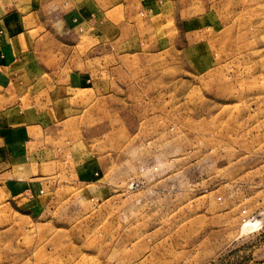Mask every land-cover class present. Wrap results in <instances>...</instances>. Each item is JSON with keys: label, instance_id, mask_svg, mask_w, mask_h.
I'll return each mask as SVG.
<instances>
[{"label": "rangeland", "instance_id": "374dc122", "mask_svg": "<svg viewBox=\"0 0 264 264\" xmlns=\"http://www.w3.org/2000/svg\"><path fill=\"white\" fill-rule=\"evenodd\" d=\"M84 3L49 14L57 170L1 182L0 264H264V0Z\"/></svg>", "mask_w": 264, "mask_h": 264}, {"label": "crops", "instance_id": "0c3cea01", "mask_svg": "<svg viewBox=\"0 0 264 264\" xmlns=\"http://www.w3.org/2000/svg\"><path fill=\"white\" fill-rule=\"evenodd\" d=\"M81 1L0 0V186L14 194L42 189L52 178L48 174H56L57 168L50 170L57 158L51 144L58 136L50 132L53 117L43 108L48 92L42 79L49 67L43 42L55 29L49 14L66 4L73 10ZM83 1L85 9L95 5Z\"/></svg>", "mask_w": 264, "mask_h": 264}, {"label": "bare ground", "instance_id": "6f19581e", "mask_svg": "<svg viewBox=\"0 0 264 264\" xmlns=\"http://www.w3.org/2000/svg\"><path fill=\"white\" fill-rule=\"evenodd\" d=\"M248 224L245 223V225L243 227H247Z\"/></svg>", "mask_w": 264, "mask_h": 264}]
</instances>
